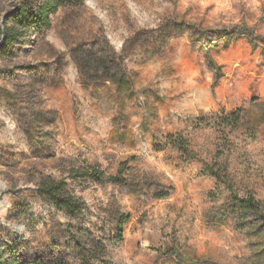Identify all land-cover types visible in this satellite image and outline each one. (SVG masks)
Returning a JSON list of instances; mask_svg holds the SVG:
<instances>
[{
    "label": "rangeland",
    "instance_id": "rangeland-1",
    "mask_svg": "<svg viewBox=\"0 0 264 264\" xmlns=\"http://www.w3.org/2000/svg\"><path fill=\"white\" fill-rule=\"evenodd\" d=\"M19 3L0 0V45ZM51 20L0 56L6 264L50 251L80 264L67 241L76 221L40 195L49 179L68 183L86 205L83 225L106 239L109 210L130 215L124 241L107 244L114 264H254L258 253L264 264V234L221 214L228 185L264 202V0H83ZM237 110L242 125L226 127ZM173 135L203 162L185 160ZM125 163L142 192L85 176H116Z\"/></svg>",
    "mask_w": 264,
    "mask_h": 264
},
{
    "label": "trees",
    "instance_id": "trees-1",
    "mask_svg": "<svg viewBox=\"0 0 264 264\" xmlns=\"http://www.w3.org/2000/svg\"><path fill=\"white\" fill-rule=\"evenodd\" d=\"M17 9L11 16H5L2 22L1 30L3 41L0 45V56H13L16 45H19L30 32L43 33L52 26L51 17L58 13L61 8L69 6H79L83 0H20ZM33 2V4H31ZM104 64L100 60H96V64ZM86 65L87 62L85 63ZM90 66V65H89ZM88 66V67H89ZM102 67V65H99ZM119 88L124 90L123 83ZM226 127L235 129L243 123V111L237 110L223 116ZM173 146L180 148L183 156H188L185 160H198L203 162L199 155L190 151L183 143L185 142L181 135L168 136ZM164 149H159L163 151ZM208 174L212 177L223 180L220 171L215 168L208 167ZM129 170L127 163L122 164L116 176H107L103 172H87L86 177L94 183L104 184L110 183L114 186H128L132 190L143 191L147 182L134 181L132 177H128L126 172ZM230 198L228 202L221 208V214L224 217H233L241 231L247 232L249 235L264 234V202L257 199L253 194L239 196L234 189L228 185ZM40 195L49 200V202L60 212L64 213L70 220H75L74 226H68L67 237L68 248L77 257L80 264H114L108 258V242L122 243L124 241V227L130 220L128 213L120 211L118 208H111L108 212L113 224V235L106 239L101 233H96L94 223L85 227L84 221L87 220L84 201L69 191V185L66 181H56L49 179L39 185ZM169 197V193L161 192L157 195V199H165ZM264 243V241H263ZM55 249L57 245L53 244ZM18 249H8V253L12 256V262ZM49 250V249H48ZM264 251V249L262 250ZM256 257L254 264H262L263 257ZM0 264H6V257L0 255ZM33 264H70L62 257H57L50 251V254L42 253L37 256Z\"/></svg>",
    "mask_w": 264,
    "mask_h": 264
}]
</instances>
